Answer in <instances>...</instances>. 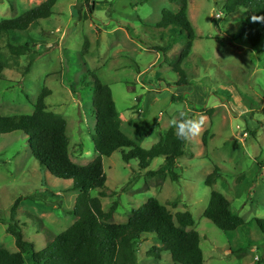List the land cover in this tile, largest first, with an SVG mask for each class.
<instances>
[{"label":"rangeland","instance_id":"1","mask_svg":"<svg viewBox=\"0 0 264 264\" xmlns=\"http://www.w3.org/2000/svg\"><path fill=\"white\" fill-rule=\"evenodd\" d=\"M45 1L0 0V22ZM83 4L57 0L49 20L0 38V54L7 63L0 81V114L32 115L40 95L49 90L48 111L66 119L71 158L85 166L97 156L95 79L111 88L123 133L147 150L173 127L174 116L192 113L187 102L213 110L211 117L194 114V119H203V127L178 160L179 181H174L163 158L146 171L137 161L125 163L122 151L105 158L109 196L102 199L103 207L108 211L117 203L112 222L126 224L134 210L157 199L174 216L192 213L206 264H264V235L256 224L264 219V36L258 47L249 44V7L228 15L225 0H188L197 39L190 58L180 63L188 43L184 32L175 35L158 27L164 9L178 11L169 0ZM87 40L91 45L85 57ZM26 44L31 53L23 57L13 56L8 48ZM180 70L186 86L178 85ZM216 167L220 178L209 188L206 181ZM72 185L36 161L22 132L0 135V247L18 252L15 238L7 232L13 222L37 251L69 229L77 220L71 213L78 196L70 190ZM213 190L230 201L232 213L245 221V227L224 232L204 217ZM154 246L161 245L154 239L139 243V264H175L166 252L161 260L148 258ZM25 262L33 264L30 256Z\"/></svg>","mask_w":264,"mask_h":264},{"label":"trees","instance_id":"2","mask_svg":"<svg viewBox=\"0 0 264 264\" xmlns=\"http://www.w3.org/2000/svg\"><path fill=\"white\" fill-rule=\"evenodd\" d=\"M83 1V5L88 7L91 0ZM169 1L177 6L178 11L164 9L158 27L175 35L180 30L184 32L181 34H185L188 43L180 54L182 63L184 59L190 58L197 34L188 17V0ZM56 4L57 0H46L18 18L2 20L0 38L10 32H27L33 25L49 20ZM92 5L95 7V2ZM245 7H249L251 14L245 34L249 44L256 48L264 36V0H225L228 15ZM90 45L87 40L83 52L85 57L89 54ZM8 48L15 57L31 53L29 44L9 45ZM32 64L33 61L29 63L25 74L29 73ZM6 66L0 54V81L5 79ZM179 72L181 79L178 85H188L184 73L181 70ZM92 86L97 129L93 140L97 156L85 166L75 163L71 158L66 119L48 111L46 100L51 95L49 90H44L40 95L32 115L0 114V135L22 132L29 140L36 161L52 176L71 181L73 185L70 190L78 192L75 209L71 212L77 218L76 222L42 251H37L35 244L25 238L20 225L13 222L20 203L18 200L12 209L13 223L7 229L16 240L18 252L12 253L0 247V264H26L25 256H30L33 264H139L138 245L149 239H154L161 246L152 247L147 254L148 258L161 260L162 254L166 252L175 264H206L200 235L195 229L196 223L191 212H178L174 216L165 205L152 198L134 210L126 224H115L112 220L118 204L115 203L108 211L104 210L102 199L109 196L104 171L105 158L122 151L123 161L127 164L137 161L141 171L148 170L154 160L163 158L174 181H179L178 160L186 155L188 142L180 141L172 127L151 149L142 148L121 130L123 121L111 88L98 79H95ZM187 104L192 113L186 117L194 119V114L204 117L213 115V110H207L204 106H195L190 102ZM208 141L209 131H206L203 138L205 148L208 147ZM219 178L220 169L216 167L207 178L206 185L212 188ZM204 217L224 232H235L246 226L241 217L232 213L230 201L214 190ZM256 224L264 235V219H257Z\"/></svg>","mask_w":264,"mask_h":264},{"label":"clouds","instance_id":"3","mask_svg":"<svg viewBox=\"0 0 264 264\" xmlns=\"http://www.w3.org/2000/svg\"><path fill=\"white\" fill-rule=\"evenodd\" d=\"M171 124L175 129V136L182 142H188L201 133L203 119L186 117L184 112H179L171 119Z\"/></svg>","mask_w":264,"mask_h":264},{"label":"built area","instance_id":"4","mask_svg":"<svg viewBox=\"0 0 264 264\" xmlns=\"http://www.w3.org/2000/svg\"><path fill=\"white\" fill-rule=\"evenodd\" d=\"M219 17V16H218Z\"/></svg>","mask_w":264,"mask_h":264}]
</instances>
